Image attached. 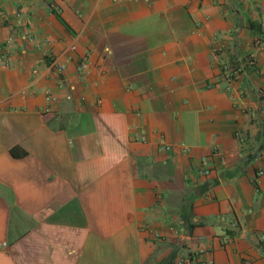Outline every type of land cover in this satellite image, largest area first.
<instances>
[{
	"label": "crops",
	"instance_id": "obj_1",
	"mask_svg": "<svg viewBox=\"0 0 264 264\" xmlns=\"http://www.w3.org/2000/svg\"><path fill=\"white\" fill-rule=\"evenodd\" d=\"M263 9L0 0V264H264Z\"/></svg>",
	"mask_w": 264,
	"mask_h": 264
},
{
	"label": "built area",
	"instance_id": "obj_2",
	"mask_svg": "<svg viewBox=\"0 0 264 264\" xmlns=\"http://www.w3.org/2000/svg\"><path fill=\"white\" fill-rule=\"evenodd\" d=\"M258 24H259V31L258 33L253 37V41H252V48L250 51H247V53H245L240 62L236 65L231 64L230 62H221L220 63V70L222 72H233L238 73L237 71H239L244 65L247 66H253L257 60L256 58V53L258 51V49L261 46H264V33H263V27H264V9L261 12L260 18L258 20ZM75 45L72 43L69 45L68 49H74ZM49 55V62H48V66L55 72H60V70L63 68V64L61 62H58L57 59L52 55V52L48 53ZM8 60V56L6 54V52H2L0 53V64H6ZM86 65V55H82L76 65H75V69L76 72L81 74V71H83V68ZM262 72H264V68L262 70ZM262 109H264V106H261ZM234 136L236 137V139L238 141H242L244 139V134L243 132L236 130L234 132ZM134 139H143V135L141 133H136L134 134ZM164 148H168L167 145L163 146ZM198 172L201 174H206L208 173V169L206 167H200L198 169ZM5 245V241H0V247ZM201 264H205L204 260L200 261ZM175 264H184L183 260L180 258L177 260V262Z\"/></svg>",
	"mask_w": 264,
	"mask_h": 264
}]
</instances>
